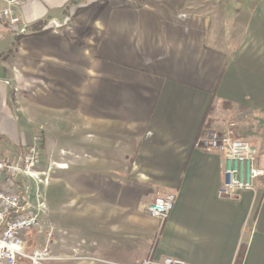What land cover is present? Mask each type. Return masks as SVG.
I'll list each match as a JSON object with an SVG mask.
<instances>
[{"label":"crops","instance_id":"crops-1","mask_svg":"<svg viewBox=\"0 0 264 264\" xmlns=\"http://www.w3.org/2000/svg\"><path fill=\"white\" fill-rule=\"evenodd\" d=\"M15 13L28 27L0 25V147L18 156L38 135L39 169L57 165L42 187L65 191V210L39 187L51 261L264 264V181L220 198L222 158L195 147L233 125L264 170V0H28ZM158 193L175 197L162 225L146 212Z\"/></svg>","mask_w":264,"mask_h":264},{"label":"built area","instance_id":"built-area-1","mask_svg":"<svg viewBox=\"0 0 264 264\" xmlns=\"http://www.w3.org/2000/svg\"><path fill=\"white\" fill-rule=\"evenodd\" d=\"M27 1L0 0L4 3L0 7V25L14 29L17 34H25L28 25L17 16L15 8ZM38 144L39 136L35 135L22 153L11 158L4 157L0 147V264H45L55 260L49 244L37 245L28 253L27 234L36 228L38 233H43L39 216L43 201L39 187L49 182L52 166H57L51 164L45 170L39 169L41 154ZM195 147L222 158L223 181L218 190L220 198H234L239 192H254L256 182L264 181V170L259 169L256 164L255 148L235 135L233 125L225 131L204 132L196 141ZM174 200L171 193H158L147 206L146 212L162 225L173 209ZM46 234L49 240L50 235ZM138 264L186 263L170 257L156 260L150 256Z\"/></svg>","mask_w":264,"mask_h":264},{"label":"rangeland","instance_id":"rangeland-1","mask_svg":"<svg viewBox=\"0 0 264 264\" xmlns=\"http://www.w3.org/2000/svg\"><path fill=\"white\" fill-rule=\"evenodd\" d=\"M207 1V0H205ZM213 1V0H211ZM218 1V5L221 6V5H225V4H230V1L231 0H217ZM236 1V0H235ZM208 4V2H206ZM235 5V4H232V6ZM42 161V160H41ZM42 164V163H41ZM51 178V177H50ZM46 191H50L49 188H45ZM45 189L42 187V192L43 194H45L44 196V199H45V202L48 204V206L51 204L50 202H52V209L55 210V212L57 211H61V210H65V206L63 207L61 202L65 201L66 198H67V193H65V191H62L63 194H61L59 197H58V194H53L51 193L50 191V194L48 192H45ZM33 201H35L34 198H32ZM46 221L41 222L40 221V228L43 230V233L42 234H38V228L32 230L31 232H29L26 236V239H27V242H28V253H30L37 245H45L48 241V237H47V234L48 232H50L49 230V222H48V217L45 219ZM52 226L53 223H52ZM55 235H59L56 231H53V236ZM60 236H65L67 237L66 235H63V234H60ZM49 248L51 249L50 251H52L51 255L54 254V249H55V243H53L51 246L49 245ZM24 264H30L28 262H25ZM45 264H77V262L75 261H72V262H69V261H66V260H60V261H47L45 262Z\"/></svg>","mask_w":264,"mask_h":264},{"label":"trees","instance_id":"trees-1","mask_svg":"<svg viewBox=\"0 0 264 264\" xmlns=\"http://www.w3.org/2000/svg\"><path fill=\"white\" fill-rule=\"evenodd\" d=\"M239 256H240V254H239ZM238 259V258H237ZM237 264H238V261H237Z\"/></svg>","mask_w":264,"mask_h":264}]
</instances>
